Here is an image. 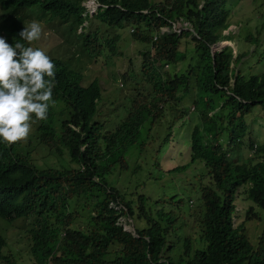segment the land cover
<instances>
[{
    "label": "trees",
    "instance_id": "obj_1",
    "mask_svg": "<svg viewBox=\"0 0 264 264\" xmlns=\"http://www.w3.org/2000/svg\"><path fill=\"white\" fill-rule=\"evenodd\" d=\"M96 1L105 7L88 19L91 26L77 31L83 21L79 0H0L4 11L23 9L27 15L34 8V14L68 25L75 48L93 61L120 54L117 40L125 27L144 46L140 69L134 71L130 62L120 74L123 83L135 86L125 115L114 125L102 114L97 79L83 82L81 71L50 57L56 69L55 105L46 120L35 123V134L51 155L66 160L38 167L28 152L18 150L20 143L9 147L0 142V218L31 221L25 225L31 264H264V143L254 146L247 121L256 107L264 112V72L244 73L237 64L247 53L233 55L227 45L211 55L210 45L229 39L222 33L229 25L227 0ZM180 17L196 35L172 30L171 22ZM13 29L5 28L7 36L15 38ZM244 40L258 45L259 28ZM183 61L181 72L160 70ZM185 117L192 124L189 161L167 171L200 161L204 171L199 175L206 181L196 192L190 187L194 196L153 198L133 190L130 198L108 182V175L129 169L125 156L131 147L141 151L156 139L151 158L159 169L156 153ZM162 120L165 134H155ZM245 141L252 157L232 162L230 149ZM239 189L249 203L246 219L263 222L253 244L242 223L234 224ZM121 216L131 220L134 233L123 229ZM185 217L198 229L199 247H192ZM0 264H16L1 234Z\"/></svg>",
    "mask_w": 264,
    "mask_h": 264
},
{
    "label": "rangeland",
    "instance_id": "obj_2",
    "mask_svg": "<svg viewBox=\"0 0 264 264\" xmlns=\"http://www.w3.org/2000/svg\"><path fill=\"white\" fill-rule=\"evenodd\" d=\"M80 2L82 0H79ZM229 4L228 23L226 29L222 30L224 35H227L229 39L214 43L212 50L219 48L223 45L231 47L233 55L235 53L246 52L247 55L243 56L240 62L237 64L242 71L246 74L254 73L260 74L264 72V4L263 0H227ZM31 14H25L23 9H15L13 12H3L0 9V36L4 34L2 28L9 24H13L15 27L23 29L31 21L35 20L41 23L43 28L42 37L39 41L34 42L32 47H38L44 49L50 57L60 59L71 70H79L82 74V81L86 82L91 78H96L101 88V111L102 114H108L110 122L108 125L115 124L121 119L127 109L129 95L132 88L135 86L134 82L123 83L120 74L123 70L131 64L134 66V71L140 69V52L144 50L143 44L133 40L127 34L130 33L131 28L125 27L120 29V36L117 40L118 54L115 57L105 59L99 57L96 61L89 58L87 54H83L79 49L75 48L74 34L68 25L58 22L56 19H47L44 15L34 14V8L27 9ZM91 26L89 21L87 26ZM187 29L190 26L187 24ZM10 28V27H8ZM256 28L260 30V43L258 45H252L244 40V36L247 33H253ZM17 41H15L16 43ZM20 43H25L20 41ZM188 60V59H187ZM186 65V61L179 62L175 66H162L161 71H166L171 68L173 72H181ZM133 72H130L132 74ZM141 83H143L140 78ZM139 80V81H140ZM129 90H127V88ZM184 102L188 105V109L192 111V104L190 99L185 98ZM174 116L173 112H169ZM249 123L248 132L253 140L254 146L264 143V112H260L256 107L254 112L247 118ZM163 124L156 125L154 130L165 134L166 120H162ZM110 127V126H109ZM192 124L188 117H185L182 122H178L171 128L172 140L165 146L161 147L156 153V159L160 164L159 169H154L153 160L151 156L154 154L152 148L157 145L156 143L150 146H146L145 149L139 151L135 147H131L126 154L125 159L128 162L129 169L120 171L117 174H110L107 176L108 182L120 190L125 196L133 198L132 191L139 190L142 193L150 197H166L170 194L176 193L178 197L188 198L194 196L193 192L188 191L192 187L195 192L200 183H204L200 172L204 171L202 163L195 161L190 164L185 170L174 172L167 171L168 169L185 164L189 161V144L188 137ZM167 131V129H166ZM159 136V138H161ZM247 141L239 146L232 147L229 152V159L232 162H241L246 158L252 157L250 149L247 148ZM18 150L20 152H28L31 160L38 167L52 166L56 167L66 160L63 155V160L57 156H53L50 152L40 145L36 140L35 123L33 124V130L26 142H22L19 145ZM255 155V154H254ZM57 160V161H56ZM56 163V164H55ZM64 164H69L64 161ZM72 165V164H70ZM136 166L139 168L136 170ZM133 170L135 172H133ZM234 200L235 216L234 224L242 223L245 227V233L250 243H255L257 237L260 234V230L263 226L261 219L248 218L246 219L244 211L249 204L245 200L244 194L241 190H238ZM152 198V199H153ZM192 207V202L188 201ZM158 205H155L157 207ZM130 220V219H129ZM126 217L121 216L119 223L124 229L132 231L133 224ZM184 227H188L192 238V247L201 245L199 240L198 229L191 223L190 217H185ZM27 222H31L26 219H17L11 221H5L0 218V234L6 241V246L12 251L16 264H31L32 255L29 252V247L26 245L25 236L27 234L28 226H25ZM134 223V222H133ZM180 224V223H179ZM140 223L135 221V227H140ZM184 227L182 232H179L180 237L183 236ZM178 242V241H177ZM179 246V242H178ZM7 249V248H5Z\"/></svg>",
    "mask_w": 264,
    "mask_h": 264
},
{
    "label": "clouds",
    "instance_id": "obj_3",
    "mask_svg": "<svg viewBox=\"0 0 264 264\" xmlns=\"http://www.w3.org/2000/svg\"><path fill=\"white\" fill-rule=\"evenodd\" d=\"M87 1L95 5L89 11L85 10ZM80 4L83 21L77 31L87 27L88 19L99 6L105 7L96 0H82ZM11 27L15 28L11 31L15 38L7 36L5 28L0 36V142L9 147L26 142L33 124L47 119L50 106L55 105L52 90L56 77L55 64L47 52L26 46L41 39V23L33 20L21 30L13 24Z\"/></svg>",
    "mask_w": 264,
    "mask_h": 264
},
{
    "label": "built area",
    "instance_id": "obj_4",
    "mask_svg": "<svg viewBox=\"0 0 264 264\" xmlns=\"http://www.w3.org/2000/svg\"><path fill=\"white\" fill-rule=\"evenodd\" d=\"M90 2L91 1H87L86 3H85V10L86 11H89L90 9V7L92 6V7H94L95 5L92 3V4H90ZM142 12L143 13H145L146 11L145 10H142ZM187 24L189 25V23L184 19V18H179V19H177V20H175V21H173V22H171V28H172V30L174 31V32H176L177 34H179L180 32H182V31H187V30H189V31H191V33L192 34H194V35H196V32L191 28V26H190V29H187ZM155 38V36H153V39Z\"/></svg>",
    "mask_w": 264,
    "mask_h": 264
},
{
    "label": "water",
    "instance_id": "obj_5",
    "mask_svg": "<svg viewBox=\"0 0 264 264\" xmlns=\"http://www.w3.org/2000/svg\"><path fill=\"white\" fill-rule=\"evenodd\" d=\"M212 45H213V44H212ZM212 45H210L211 55H213V51H214V50H212V48H211Z\"/></svg>",
    "mask_w": 264,
    "mask_h": 264
}]
</instances>
